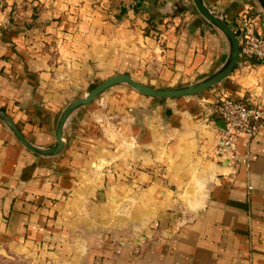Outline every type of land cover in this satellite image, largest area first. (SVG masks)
Returning <instances> with one entry per match:
<instances>
[{"label": "crops", "instance_id": "1", "mask_svg": "<svg viewBox=\"0 0 264 264\" xmlns=\"http://www.w3.org/2000/svg\"><path fill=\"white\" fill-rule=\"evenodd\" d=\"M241 41L255 0H202ZM192 0H0V112L32 146L63 110L116 76L159 90L226 62ZM221 97L264 110V65L238 58L221 83L159 100L125 85L73 112L63 150L39 157L0 122V264H264V130L216 153Z\"/></svg>", "mask_w": 264, "mask_h": 264}, {"label": "water", "instance_id": "2", "mask_svg": "<svg viewBox=\"0 0 264 264\" xmlns=\"http://www.w3.org/2000/svg\"><path fill=\"white\" fill-rule=\"evenodd\" d=\"M255 1L257 2V4L264 13V0H255ZM192 4L195 10L197 11V13L212 27L217 29L224 36V38L227 40L229 45V54L226 62L212 76L194 85L182 87L178 89H170V90H159V89L146 87L131 80L128 76L120 75L113 77L107 81L100 83L90 93L72 102L63 110L56 125L54 144L46 149H39L28 143L22 137V135L20 134L18 129L14 126V124L10 121V119L1 112H0V122L9 130V132L12 134L15 140L27 151L39 157L51 158L60 155V153L63 150V141H62L63 128L70 115L76 110L90 105L102 93H104L105 91H107L112 87L118 85H125L131 88L132 90L136 91L137 93L148 98L159 99V100H175L180 98H190L197 96L207 91L208 89L214 87L215 85L221 83L231 74V72L233 71V69L237 64L239 58L238 39L236 38L233 31L219 17L214 16L206 9L202 0H192Z\"/></svg>", "mask_w": 264, "mask_h": 264}, {"label": "built area", "instance_id": "3", "mask_svg": "<svg viewBox=\"0 0 264 264\" xmlns=\"http://www.w3.org/2000/svg\"><path fill=\"white\" fill-rule=\"evenodd\" d=\"M240 34L239 56L264 65V38L255 33L249 19H242ZM216 112L223 124V129L218 132L216 153L229 163L235 162L237 137L260 135L264 130V110L247 106L241 101L221 97L218 99Z\"/></svg>", "mask_w": 264, "mask_h": 264}]
</instances>
